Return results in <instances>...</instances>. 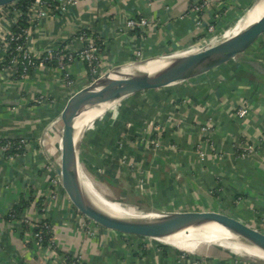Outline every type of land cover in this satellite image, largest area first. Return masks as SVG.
I'll use <instances>...</instances> for the list:
<instances>
[{"label": "crops", "instance_id": "crops-1", "mask_svg": "<svg viewBox=\"0 0 264 264\" xmlns=\"http://www.w3.org/2000/svg\"><path fill=\"white\" fill-rule=\"evenodd\" d=\"M209 1L217 6L221 0ZM190 2L83 0L68 14L55 13L37 24L32 51L40 53L64 42L70 44L82 27L101 39L103 72L133 60L138 51L149 58L185 50L208 42L217 33H209L206 28L213 18L212 9L180 19ZM243 5V0L232 3L217 29L221 24L230 26L237 18L235 10L247 7ZM139 17L149 18L156 25L142 31L126 27L127 19ZM2 24L0 21V59L4 55ZM250 55L264 61V40ZM72 72L76 89L91 83L84 61L77 60ZM40 94L53 102L42 105L30 101ZM68 95L56 65L37 68L24 80L0 73V137L29 140L25 153L17 158L0 154V264H58L66 253L81 255L87 264H178L184 255L185 264H264L244 260L243 256L215 257L149 244L144 248L145 243L99 228L96 237L88 238L79 226L80 220L65 225L63 220L75 210L66 195L50 207L58 251L48 252L35 241L28 243L27 235L15 223L8 224L6 213L14 206H23L19 218L27 216L35 222L41 217L43 199L48 194V171L52 168L49 157L56 148L55 125L51 123L61 114ZM123 102L119 111L116 104L114 112L109 111L104 119L101 116L88 126L79 144L85 153L91 150L89 145L97 143L99 134L107 136L103 143L99 139L98 145L108 146L112 157L102 161L101 167L110 176L109 183L117 186L127 202L141 212L145 211L144 205L173 212L221 210L264 219L262 77L252 75L238 61H230L193 80L131 96ZM239 108L249 111L243 120L237 114ZM168 116L172 120L164 124ZM157 118L163 125L155 133L161 147L154 153L141 137L152 135L154 128L149 124ZM209 122L214 128L215 150L200 161L195 145L202 139L200 125ZM50 124L53 128L47 132ZM243 137L255 142L258 151L249 158L238 159L233 150ZM29 230L33 232L34 228Z\"/></svg>", "mask_w": 264, "mask_h": 264}, {"label": "water", "instance_id": "water-1", "mask_svg": "<svg viewBox=\"0 0 264 264\" xmlns=\"http://www.w3.org/2000/svg\"><path fill=\"white\" fill-rule=\"evenodd\" d=\"M258 1L254 0L247 6L249 9L236 24L257 5ZM32 2L33 0H0V12L21 11L26 9ZM233 28L224 31L218 38L206 42V44L211 42L210 46H204L200 50L175 59L171 64L155 74L147 71H138L136 74L111 81L99 88L102 81L107 80L113 71L118 70L123 65L131 62L146 63L152 59L169 56L176 52L149 57L142 61L132 60L116 65L114 68L104 71L98 78L67 100L61 114L54 121L56 148L51 164L71 206L86 221L108 234H113L123 239L175 249L179 248L161 239L178 232L191 223L193 224V222L218 223L242 238L251 240L264 239V219L255 215H240L221 210L173 212L144 205L142 208L146 212L157 213L163 218L154 222H140L112 215L91 201L85 193L73 167V152L76 143L75 123L85 110L87 111L92 107L108 102H117L118 105L120 101H124L128 97L193 80L230 61H238L243 69L255 77L259 76L264 79V61L250 55V52L264 40V15L257 22L250 25L245 32L236 37L229 35ZM158 65L154 64L153 66ZM196 242L200 243L201 240Z\"/></svg>", "mask_w": 264, "mask_h": 264}, {"label": "built area", "instance_id": "built-area-1", "mask_svg": "<svg viewBox=\"0 0 264 264\" xmlns=\"http://www.w3.org/2000/svg\"><path fill=\"white\" fill-rule=\"evenodd\" d=\"M83 0H33V2L24 10L17 12H0V21L4 25V32L1 41L3 43L4 55L0 59L1 72H5L13 80H24L28 78L35 69L46 68L49 65L55 64L61 74L62 82L65 85L69 98L76 94L80 89H76L75 80L73 77L72 67L77 60L84 61L87 69L92 77V81L98 78L102 73L103 57H102V42L89 28L82 27L73 37L71 43H61L57 46H52L46 51L37 53L32 51V42L36 31V25L45 20L48 16L58 13L60 15L68 14L71 9L76 7ZM238 0H221L217 6H213L209 0H191L187 11H185L180 19H185L189 15L201 14L210 9L213 12V18L207 23L206 28L209 33L217 31V23L222 21V17L228 15L231 10L232 3ZM224 5V6H222ZM222 6V7H221ZM226 11V12H225ZM26 22V26H22V22ZM156 23L149 18H129L126 21V27L131 30L142 31L146 27H151ZM75 42V44H73ZM137 55L141 56L142 52L138 51ZM34 104H51L53 100L41 95L32 96L30 100ZM237 114L242 118L249 115L247 108L237 109ZM116 115V113L114 114ZM159 116V115H158ZM172 120L171 117L164 119L163 123L167 124ZM52 122L51 124H53ZM163 123L160 119H153L150 121V126L154 128L150 133L149 138L144 137V143L153 147V152L161 147V143L155 133L159 131ZM182 122H179L180 125ZM50 124V125H51ZM129 125L128 127H130ZM213 124L211 122L200 125L201 141L195 145L196 153L200 161H205L207 157L214 152L213 142ZM154 133V134H153ZM155 137V138H154ZM44 142V140H43ZM243 137L240 145H236L233 152L238 159H246L258 151L255 142L248 143ZM29 145L27 138H3L0 137V154L4 157L13 159L25 153ZM54 155L49 157L50 163ZM50 171H48V194L43 199V206L41 207L42 215L35 222L28 220L27 216L19 218L14 209H9L7 212L8 224L16 225L21 229L22 234L27 235V242H37L48 252L56 253L59 249L57 236L54 232V222L51 218L50 207L59 203L63 190L60 186L59 180L55 175L53 166L51 164ZM75 215V216H74ZM21 219V220H20ZM80 220V228L88 238L96 237L99 231L98 227L86 221L76 210L72 215L66 216L65 225L70 224L73 220ZM34 228L33 232L29 229ZM47 241V243H45ZM149 247L145 244L144 248ZM186 257V255H184ZM179 258L178 264H185V260ZM199 263V262H198ZM58 264H87L81 255H72L66 253L64 259Z\"/></svg>", "mask_w": 264, "mask_h": 264}, {"label": "bare ground", "instance_id": "bare-ground-1", "mask_svg": "<svg viewBox=\"0 0 264 264\" xmlns=\"http://www.w3.org/2000/svg\"><path fill=\"white\" fill-rule=\"evenodd\" d=\"M263 15L264 0H259L257 5H255V7L251 9L243 19L240 20V22L235 26V28L230 31L229 35H231V37H236L242 34L243 32H245L246 29L250 27V25L257 22ZM210 43H200L197 46H191L185 50L176 52L175 54L164 56L161 58L158 57L146 63L131 62L129 64L123 65L122 67H119L118 70L113 71L107 80L102 81L99 85V88L103 87L111 81L126 77L128 75L136 74L138 71H147L151 72L152 74H155L161 69L171 64L175 59L184 56L190 52L200 50L204 46H210ZM154 64L159 65L153 66ZM116 103L117 102H108L99 106L92 107L87 111H83L81 115L77 118L75 123L76 143L73 152V167L75 173L79 181L81 182L85 193L91 199V201L97 206L109 212L110 214L119 216L121 218H126L131 221H159L163 217L157 213H148L146 211L141 212L138 211V209L132 205L119 203L111 197H106V195H104V191L98 188L97 185H95V183L92 181L91 177L86 172L81 171L80 169L79 141L81 139L82 133L87 128V125L89 123L103 116L106 111H111L112 109H114ZM52 128V125L51 127L49 126L47 132ZM161 240L173 244L179 249L194 253L198 252L202 244H208L212 242H218L223 248L232 251H237L239 245L243 244L250 247L253 253L264 261V239L251 240L248 238H242L232 233V231L218 223L193 222V224L191 223L190 225L179 230L178 232L167 237H163ZM197 240H201V242L198 243L196 242Z\"/></svg>", "mask_w": 264, "mask_h": 264}, {"label": "rangeland", "instance_id": "rangeland-1", "mask_svg": "<svg viewBox=\"0 0 264 264\" xmlns=\"http://www.w3.org/2000/svg\"><path fill=\"white\" fill-rule=\"evenodd\" d=\"M249 8L245 7L244 9H238V10H235V15H236V20L233 21L232 24H230V26H223L221 24V27L220 29L218 30L217 29V33L211 37V39H209L208 41L214 39V38H218L219 35H221V33H223L224 31L228 30V29H231L234 27V25L236 24V22L242 17L245 15L246 11L248 10ZM234 16H232L233 18ZM232 18H230V20H232ZM234 19V18H233ZM240 22V21H239ZM238 22V23H239ZM237 23V24H238ZM236 24V25H237ZM235 25V26H236ZM235 28V27H234ZM233 28V29H234ZM201 42V40L199 41ZM205 43V42H203ZM194 46H197V45H194ZM186 49V48H185ZM146 59V57H144L143 55H136V58H134L133 60L135 61H142ZM132 61V60H130ZM116 65L110 67L109 69H112L114 68ZM108 69V70H109ZM106 72V71H105ZM92 82V81H91ZM152 101V100H151ZM123 101H120L117 105V111H119V108L122 106L121 104H124V102L122 103ZM117 104V103H116ZM115 104V105H116ZM155 105V104H154ZM143 106V104H142ZM109 112V111H108ZM106 112V113H108ZM111 113L114 112L113 110L110 111ZM105 113V114H106ZM105 114L103 116V119L105 118ZM101 119V118H99ZM129 122V121H128ZM93 124V121L91 123H89L87 125L90 126ZM112 124V122H111ZM131 125V122L127 123V126ZM125 135V134H124ZM99 139L102 140V143L105 141V139H107V136H102L99 134ZM136 138H139L138 136H136ZM97 139V143L95 144H91L89 145V149L91 148V150H87L85 153H83V150H80L79 151V157H80V169L81 171H84L86 172L92 179V181L95 183V185H97L98 188L102 189L104 191V195H106V197H111L112 199L118 201L119 203H123V204H133V203H129L126 201L125 197L123 194H120L119 190L117 189V186L115 185H111V183H109L108 179L110 180V176H108L106 173H105V170L103 167H101V162L103 161H108V159L110 157H112L111 155V151H110V148L106 145H102V146H99L98 145V140ZM141 141L144 142V139L141 137ZM111 159V158H110ZM106 163V162H105ZM106 166V165H105ZM134 206L135 208H137L136 205H132ZM151 208V207H150ZM13 209V208H12ZM138 211H142L141 209L137 208ZM7 214V213H6ZM75 216V215H74ZM182 250V249H180ZM186 251V250H184ZM186 252H190V251H186ZM203 252V254H202ZM190 253H194V252H190ZM197 253H201V255H209V256H215V257H219L221 255H226L228 257H239V258H243V257H246V258H243L244 260H248V259H251V260H254V261H258L260 263H264L263 260H261L257 255H255L253 253V251L251 250L250 247L246 246V245H239V248L237 249V251H232V250H228V249H225L223 248L222 246H220V244L218 242H213V243H208V244H202L200 246V249L198 250ZM205 253V254H204ZM243 256V257H242ZM248 256V257H247ZM249 260V261H251Z\"/></svg>", "mask_w": 264, "mask_h": 264}, {"label": "trees", "instance_id": "trees-1", "mask_svg": "<svg viewBox=\"0 0 264 264\" xmlns=\"http://www.w3.org/2000/svg\"><path fill=\"white\" fill-rule=\"evenodd\" d=\"M251 0H243V7L244 6H247L246 4H249L248 2H250ZM22 26H26V22L25 21H23L22 22ZM53 65H55V64H53ZM1 65H0V69H1ZM23 203H24V201H23ZM24 205V204H23ZM24 207L22 206L21 208H19V207H17V206H14V210L17 212V214H19V212L21 211V209H23ZM45 243H47V241L45 242Z\"/></svg>", "mask_w": 264, "mask_h": 264}]
</instances>
